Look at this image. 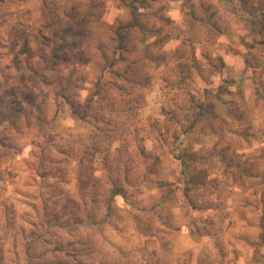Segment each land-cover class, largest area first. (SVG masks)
I'll use <instances>...</instances> for the list:
<instances>
[{"label": "rangeland", "instance_id": "374dc122", "mask_svg": "<svg viewBox=\"0 0 264 264\" xmlns=\"http://www.w3.org/2000/svg\"><path fill=\"white\" fill-rule=\"evenodd\" d=\"M262 1L0 0V264H264Z\"/></svg>", "mask_w": 264, "mask_h": 264}, {"label": "trees", "instance_id": "16d2710c", "mask_svg": "<svg viewBox=\"0 0 264 264\" xmlns=\"http://www.w3.org/2000/svg\"><path fill=\"white\" fill-rule=\"evenodd\" d=\"M239 2H240V10L242 12H247L249 15H251V13L253 12V9L255 7V4L262 3L263 1L262 0H239ZM249 2H250V4H249ZM248 4H249V6H248ZM237 10H238V8H237ZM259 16H262V14L260 13ZM262 20H264V16L261 17L260 21H262ZM133 24H134V22L130 23V24H126L125 26H121V27L119 26V30L125 31V29L127 27L132 28V27H134ZM124 39H125V35L117 33L116 40L118 41V43H121Z\"/></svg>", "mask_w": 264, "mask_h": 264}]
</instances>
